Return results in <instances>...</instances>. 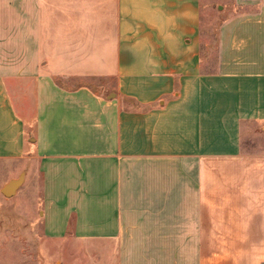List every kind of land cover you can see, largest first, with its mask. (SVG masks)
Here are the masks:
<instances>
[{
	"label": "crops",
	"instance_id": "obj_1",
	"mask_svg": "<svg viewBox=\"0 0 264 264\" xmlns=\"http://www.w3.org/2000/svg\"><path fill=\"white\" fill-rule=\"evenodd\" d=\"M212 3L0 0V163L119 264H264V0Z\"/></svg>",
	"mask_w": 264,
	"mask_h": 264
},
{
	"label": "rangeland",
	"instance_id": "obj_2",
	"mask_svg": "<svg viewBox=\"0 0 264 264\" xmlns=\"http://www.w3.org/2000/svg\"><path fill=\"white\" fill-rule=\"evenodd\" d=\"M212 1L214 37L221 18L218 6L225 0ZM13 174L9 165L0 163V264H119L111 246L114 240L96 236L101 226L112 225L113 221L108 218V211L101 212L95 199H85L82 215L73 212L65 216L66 209L62 206L63 211L48 215L45 220L40 206H34L40 191L29 184L25 183L11 200H4L1 189ZM102 215L108 219L100 220ZM65 226L68 231L63 236H55ZM45 229H52L54 236Z\"/></svg>",
	"mask_w": 264,
	"mask_h": 264
},
{
	"label": "water",
	"instance_id": "obj_3",
	"mask_svg": "<svg viewBox=\"0 0 264 264\" xmlns=\"http://www.w3.org/2000/svg\"><path fill=\"white\" fill-rule=\"evenodd\" d=\"M25 182V174H21L17 179L10 180L1 190L5 197H14L17 191L22 187Z\"/></svg>",
	"mask_w": 264,
	"mask_h": 264
}]
</instances>
